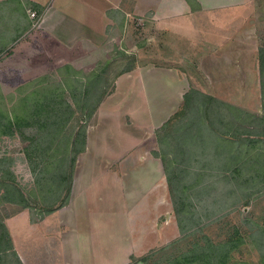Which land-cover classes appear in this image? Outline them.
Segmentation results:
<instances>
[{
	"label": "crops",
	"instance_id": "0c3cea01",
	"mask_svg": "<svg viewBox=\"0 0 264 264\" xmlns=\"http://www.w3.org/2000/svg\"><path fill=\"white\" fill-rule=\"evenodd\" d=\"M192 1L195 10L188 0H0V90L5 96L66 95L71 89L96 94L99 78L105 85L111 67L91 74V84L77 71L95 59L91 50L103 48L118 13L149 15L167 24L178 20L176 28L195 41L200 53L195 74L155 65L122 72L119 63L111 91L104 93L101 85L85 146L74 155L68 180L63 175L55 181L46 170L37 174L28 168L32 188L49 184L45 193L53 202L42 206L52 210L58 254L65 261L73 255L80 264H127L130 257L177 238L157 135L181 109L188 91L257 115L259 49L264 50L259 40L264 41V22L256 12L260 0ZM16 56L21 58L17 64L8 61ZM250 96L253 108L242 106ZM117 222H123L121 229L114 228ZM19 258L22 264L37 262L24 263L20 253Z\"/></svg>",
	"mask_w": 264,
	"mask_h": 264
},
{
	"label": "rangeland",
	"instance_id": "374dc122",
	"mask_svg": "<svg viewBox=\"0 0 264 264\" xmlns=\"http://www.w3.org/2000/svg\"><path fill=\"white\" fill-rule=\"evenodd\" d=\"M258 2V19L264 22V0ZM195 3L188 0L193 10ZM113 21L103 48L91 50L95 59L89 58L77 71L91 84V74L102 75L107 64L111 67L104 75L105 85L99 78L96 94L85 90L75 93L71 89L66 95L5 96L0 90V252L7 250L1 253L0 264H18L15 255L20 260L19 253L24 263L30 259L38 264H59V260L61 264H80L73 261V255H66L65 261L58 254L61 250L56 224L49 215L52 210L42 206L53 202L52 195L45 193L49 184L44 187L39 183L41 191L36 186L32 188L30 173L31 169L37 174L46 170L50 179L60 180L65 175L68 180L73 157L85 146L84 137L95 112L92 109L103 90L111 91L119 63L122 72L133 66L150 65L170 66L189 74L196 72L200 53L195 41L176 28L180 21L173 19L169 22L175 24H167L149 15L124 17L120 13L113 16ZM198 23L200 26L201 20ZM259 40L264 46L263 39ZM259 58L261 85L255 103L256 116L218 100L207 102L201 111L203 100L192 96L191 104L182 106L159 134L163 145H167L166 133L181 132L186 124L193 126L192 123L202 121L223 130L228 126L237 136L213 138L206 128L202 131L204 137L197 134L174 139L175 144H184L187 149L176 150L167 171L173 180L178 215L196 227L184 242L175 244L182 237L178 230L177 238L148 253L157 251L147 264H173L185 253L198 256L199 261L203 252L198 249L217 245L234 247L223 264H264V134H244L264 133V50L259 49ZM20 60L16 56L8 61L17 64ZM242 104L253 108V97L243 98ZM197 141L203 143L197 146ZM191 147L195 149L187 151ZM181 153L188 155L186 162L181 161ZM173 214L176 220L174 210ZM122 223L113 226L121 229ZM144 256L130 257L127 264Z\"/></svg>",
	"mask_w": 264,
	"mask_h": 264
},
{
	"label": "trees",
	"instance_id": "16d2710c",
	"mask_svg": "<svg viewBox=\"0 0 264 264\" xmlns=\"http://www.w3.org/2000/svg\"><path fill=\"white\" fill-rule=\"evenodd\" d=\"M192 96H195V97L203 100V103L201 104V111L205 110L207 102H215L216 103V101H217L216 99H214L210 96H207V95H204V94H201L197 91L192 90L191 92H189L183 96V103H184L183 106H189L191 104ZM250 115H253V114H250ZM254 116H256V115H254ZM251 117H253V116H251ZM171 120L169 122H167V124H165L163 126V128H161L158 131L159 133L157 135V140H158V146H159V150H160V155L158 153V156L160 157V159L163 163V167L165 168L167 183H168V187H169V193H170V197H171V201H172V205H173V210H174V213L176 215L177 228H178L180 234L182 235L181 239H179L175 242V244H176V243L184 242L187 239L189 232L193 228L196 227V224L186 223L178 215L179 211L177 208L176 198L174 196V187H173L174 184L172 183L173 180H171V178H170V173L167 171V167H168L167 165H168V163L173 162V160H174L173 156L175 155L177 149L179 151H183V150H186L187 147L184 144H182V145L180 143L175 144L174 139L179 138V137H188V136L197 135V134H200L201 136L203 135V137H204L205 132H203V134H202V131H203V129H206V128H208L210 130L209 136L213 137V138H215L217 136L224 137V138L225 137L226 138H233L234 136H237V133L231 132L230 127L228 128V126H227L226 130H223V129L214 127L213 126L214 124L212 122L208 123V125H207V124H203V122L200 121V122L192 123L193 126L186 124V126H183L181 128L182 129L181 132L166 133L165 137L168 138L169 143L167 145H163V142H162L163 137H160L159 134L166 129L168 124H170ZM244 134L250 135V136H256V135H260V134H264V133H260V131H245ZM201 143H203V142H201ZM201 143L199 141H197L195 143V145L198 146ZM193 149H195V148L191 147L187 151H190ZM199 149H202V146L199 147ZM204 150H206V149H204ZM181 154H182V156L180 157L181 161L186 162L188 159V155L186 153H181ZM67 195H68V190L66 191V197L65 198H67ZM226 247L227 246L222 247L219 245L214 246V247H209V246H206L205 248L201 247L200 249L197 250V251L203 252L202 254H200V260L199 261H196L198 256L193 257L192 253H185L183 256H181L175 262H173V264H223L227 255L230 254V252L234 248V247L228 246L226 249ZM9 249H11V247ZM5 251H7V250L5 249V250H2L0 252V261H1V253L5 252ZM156 253H157V251L152 252V253L148 254L147 256H144L143 258H141L139 260L133 261L130 264H147L149 259L151 257H153L152 255H155ZM14 255H15V253H14ZM15 257L17 258L18 264H21L18 257L16 255H15Z\"/></svg>",
	"mask_w": 264,
	"mask_h": 264
},
{
	"label": "built area",
	"instance_id": "2783aa9c",
	"mask_svg": "<svg viewBox=\"0 0 264 264\" xmlns=\"http://www.w3.org/2000/svg\"><path fill=\"white\" fill-rule=\"evenodd\" d=\"M31 17H34V15H33V14H31Z\"/></svg>",
	"mask_w": 264,
	"mask_h": 264
}]
</instances>
